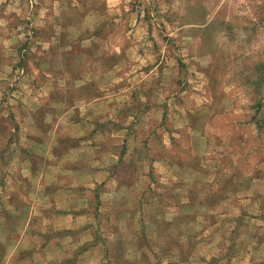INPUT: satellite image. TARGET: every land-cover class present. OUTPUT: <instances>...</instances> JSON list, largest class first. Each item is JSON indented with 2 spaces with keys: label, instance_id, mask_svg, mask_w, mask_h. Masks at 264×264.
<instances>
[{
  "label": "rangeland",
  "instance_id": "rangeland-1",
  "mask_svg": "<svg viewBox=\"0 0 264 264\" xmlns=\"http://www.w3.org/2000/svg\"><path fill=\"white\" fill-rule=\"evenodd\" d=\"M77 129L115 134L118 164L139 150L115 175L142 201L102 223L135 244L101 264H264V0H0V185L40 163L29 139L59 158ZM0 238V264H55Z\"/></svg>",
  "mask_w": 264,
  "mask_h": 264
},
{
  "label": "crops",
  "instance_id": "crops-1",
  "mask_svg": "<svg viewBox=\"0 0 264 264\" xmlns=\"http://www.w3.org/2000/svg\"><path fill=\"white\" fill-rule=\"evenodd\" d=\"M97 102L94 100L92 103L93 111ZM110 134L99 130L91 132L73 130L69 132L66 140L68 143L76 142V145L64 151L59 158L54 153L59 139H55L53 131L44 134V143L39 139L36 142L29 139L28 145L24 147L29 148V153L37 155L40 163L30 166L24 162L22 168L14 167V170L11 168L12 173L6 174L5 184L0 185V236L6 241L8 260L14 259L19 262L26 256L21 258L19 255L27 251H32L34 256L43 251L45 263L70 264V252L76 250L80 252L77 264H101L104 258L101 255L104 252L105 256L108 252L109 259L114 255H121L124 258L122 260L128 261L126 259H129V249L135 242L127 243L122 235L123 229L106 230L102 223L112 208L127 212L130 204L126 203L124 206L117 204L122 197L131 196L132 205L135 201H142V197L134 195V187L143 182L137 179L129 181L126 177L119 179L115 175L122 167L125 170L124 175L127 174V170L131 172L133 166L139 165L140 156L138 150L135 165L131 163L129 165L127 162H124L126 165L118 164L116 153L109 151V143L103 145L105 142L102 139L115 136L114 134L110 137ZM142 142L143 139L141 144ZM41 149H45L46 154H42ZM130 153L131 148L127 149L125 154H121L123 161L128 157L133 160ZM41 155H45L44 161ZM55 156L58 160L54 158ZM17 171L23 173L22 177H25L20 183L18 175L21 176V173H16ZM30 181L34 184V190L29 188L26 192L22 188L21 191V184L29 183L31 186ZM52 185L55 189L46 190L41 196L44 202H38L40 194L37 187L47 189ZM86 192H89L88 197L85 195ZM93 194H97L95 196L98 198L97 207H92L89 202V197ZM3 203L8 207L7 210L3 208ZM109 204H113L112 207L108 206ZM39 205H42V208ZM160 215L157 218H160ZM43 224L45 228L41 226ZM41 229L45 230L43 233L46 235L44 241L46 245L43 248L36 244L38 236L42 233ZM157 230L159 232L160 228ZM19 235L21 237L17 241L16 236ZM73 237L76 238V243L71 245ZM59 252H65V257L64 255L60 257ZM87 254L92 256L99 254L100 258L90 259Z\"/></svg>",
  "mask_w": 264,
  "mask_h": 264
}]
</instances>
